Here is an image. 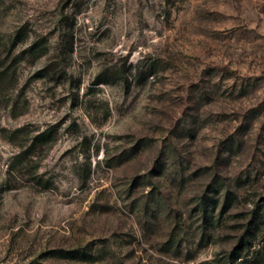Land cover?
Masks as SVG:
<instances>
[{"label":"rangeland","instance_id":"374dc122","mask_svg":"<svg viewBox=\"0 0 264 264\" xmlns=\"http://www.w3.org/2000/svg\"><path fill=\"white\" fill-rule=\"evenodd\" d=\"M0 264H264V0H0Z\"/></svg>","mask_w":264,"mask_h":264}]
</instances>
